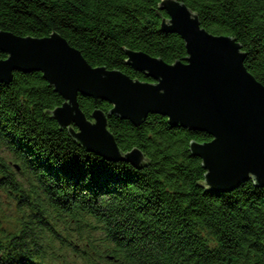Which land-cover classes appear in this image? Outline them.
<instances>
[{
    "label": "trees",
    "instance_id": "trees-1",
    "mask_svg": "<svg viewBox=\"0 0 264 264\" xmlns=\"http://www.w3.org/2000/svg\"><path fill=\"white\" fill-rule=\"evenodd\" d=\"M161 0H0V30L21 37L58 33L92 66L153 82L128 62L127 50L167 63L184 61L183 39L161 29ZM213 35L235 38L244 65L264 85V0H178ZM6 54L0 50V60ZM63 98L39 71L0 82V264H264V186L253 179L227 191L204 184L190 151L211 137L149 114L139 124L86 95L90 119L107 117L122 153L108 161L87 151L51 111Z\"/></svg>",
    "mask_w": 264,
    "mask_h": 264
},
{
    "label": "water",
    "instance_id": "water-1",
    "mask_svg": "<svg viewBox=\"0 0 264 264\" xmlns=\"http://www.w3.org/2000/svg\"><path fill=\"white\" fill-rule=\"evenodd\" d=\"M168 15L165 32L184 41V61L167 63L143 51L127 50V62L153 82L92 66L82 53L58 33L21 37L0 30V82L10 83L15 71H39L63 102L52 111L58 125L87 151L108 161L139 165L137 148L122 153L108 129L107 117L95 109L88 119L78 96L112 105L110 113L139 124L149 114L168 117L171 124L205 131L211 139L190 143L191 153L206 170L204 184L227 191L248 179L264 186V85L245 67V52L237 40L213 35L200 25L198 15L178 0H161Z\"/></svg>",
    "mask_w": 264,
    "mask_h": 264
},
{
    "label": "rangeland",
    "instance_id": "rangeland-1",
    "mask_svg": "<svg viewBox=\"0 0 264 264\" xmlns=\"http://www.w3.org/2000/svg\"><path fill=\"white\" fill-rule=\"evenodd\" d=\"M0 205L2 206L5 215L14 216L16 214V205L7 195H0Z\"/></svg>",
    "mask_w": 264,
    "mask_h": 264
}]
</instances>
